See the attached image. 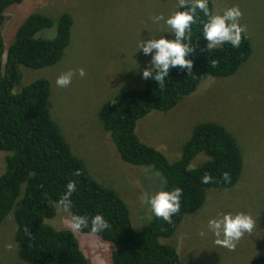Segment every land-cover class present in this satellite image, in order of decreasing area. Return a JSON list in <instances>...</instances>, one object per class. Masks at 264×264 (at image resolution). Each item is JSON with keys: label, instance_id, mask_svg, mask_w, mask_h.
Listing matches in <instances>:
<instances>
[{"label": "trees", "instance_id": "trees-1", "mask_svg": "<svg viewBox=\"0 0 264 264\" xmlns=\"http://www.w3.org/2000/svg\"><path fill=\"white\" fill-rule=\"evenodd\" d=\"M23 1L0 0V151L8 153L0 175V223L12 215L16 262L92 264L73 232L57 230L46 223L57 216L56 202L65 192L66 184L75 181L77 190L71 196L72 212L89 219L101 214L110 225L98 234H91L90 227L79 233L107 242L113 248L112 264H178L175 249L161 243V239L171 237L185 215L200 210L210 191L234 188L243 168L240 145L221 124L201 122L180 147L179 158L170 161L161 151L138 138L136 123L151 111L174 108L181 97L197 90L203 75L215 78L234 75L252 53L250 39L243 33L239 48L224 44L209 50L201 30V21L207 17L197 10V22L191 26L189 40L193 52L185 56L193 62L190 74L179 66L171 68L163 88L155 81L145 80L143 88L125 90L99 107L96 122L100 131L111 137L122 162L152 167L163 178L160 190L171 191L177 187L183 190L180 210L170 222L153 216L140 230H135L126 201L117 191L93 178L84 159L66 140L59 121L52 117L49 102L54 95V80L34 79L13 93L25 71L21 72L20 67L38 70L64 64L73 24L66 12L55 24L44 14H29L16 29L4 56L1 27L5 11ZM208 8L213 14L210 0ZM50 29H54L52 37L36 36ZM67 61L70 60L64 62ZM212 61L217 62L215 66ZM68 87L75 89L72 85ZM202 155L206 160L193 166L194 160ZM205 174L212 177L210 183H202ZM248 264H264V258L254 257Z\"/></svg>", "mask_w": 264, "mask_h": 264}, {"label": "rangeland", "instance_id": "rangeland-1", "mask_svg": "<svg viewBox=\"0 0 264 264\" xmlns=\"http://www.w3.org/2000/svg\"><path fill=\"white\" fill-rule=\"evenodd\" d=\"M210 1L212 15L239 8V23L252 46L250 57L232 76L203 75L197 90L181 97L174 108L151 111L143 117L136 125V134L170 161L179 158L180 147L198 123H219L235 136L243 161L237 184L231 189L210 191L201 209L185 216L175 235L161 242L174 247L178 264H248L254 257L264 258V0ZM177 5L178 0H24L5 11L1 27L5 56L16 29L29 14H44L54 24L62 13L71 15V42L62 60L64 64L38 70L20 67L21 72L25 71L13 91L19 92L41 77L54 80V95L49 102L52 117L59 121L66 140L84 159L93 178L126 201L135 230L148 220L146 200L160 191L163 178L152 168L121 162L109 134L100 131L97 112L117 89L115 95L124 85L128 89L142 86L146 56L138 52L137 45L142 39L164 35L172 39L163 22L154 24L152 17H168ZM53 35L54 29H50L36 36ZM148 56L151 59V54ZM66 59L70 61L64 62ZM79 69L85 72L83 78L78 75ZM68 71L74 73L70 85L80 91L56 86V79ZM62 89L65 90L59 92ZM4 156L0 152V174ZM205 160L202 155L192 164ZM238 212L253 218L252 233L245 234L234 250L216 245L215 237L207 231L208 220L220 213ZM56 215L50 223L45 222L57 230L71 231L68 214L58 209ZM14 231L15 223L9 214L0 223V264H20L13 248ZM201 232L207 235L202 236ZM74 235L90 263L111 264L113 248L107 242L91 234Z\"/></svg>", "mask_w": 264, "mask_h": 264}, {"label": "clouds", "instance_id": "clouds-1", "mask_svg": "<svg viewBox=\"0 0 264 264\" xmlns=\"http://www.w3.org/2000/svg\"><path fill=\"white\" fill-rule=\"evenodd\" d=\"M177 7L179 9H187V10L176 11L171 15H169L168 17H165L162 14L152 17V21L154 24H159L161 21L163 22L166 28L170 30L173 39H168L164 35L159 38L142 39L137 45L139 49L138 52H141L143 53V55L146 56L145 69L141 73L143 84L142 86H139L137 88H143L145 80L155 81L160 88H163L165 85L166 78L169 76V72L171 68L177 66H179L181 69H186L187 73L189 74L191 73L193 62L191 60H186L185 56L193 52V47L191 46L189 40L191 36V26L197 22V10L202 12L204 16L207 17L206 20L201 21L202 24L201 30H202L203 39L204 41H206V47L209 50L224 44H230L232 48L240 47L242 34L244 33L245 29L239 23V19L242 13L240 12L238 7H232L226 9L223 12V14H217V15H212L210 13L208 8V0H178ZM149 54H151V59L148 56ZM216 63H217L216 61H212L213 66H215ZM73 75L74 73L72 71H68L64 74H61L55 81L56 86L60 88L68 87L72 82ZM78 75L81 78H83L85 76L84 70L79 69ZM118 90L119 89H117L114 93H112L109 96L110 98L108 97L109 99L105 101H109L113 96H115ZM125 90H130V89L125 88L124 85L123 90L121 92ZM13 93H17V91L16 92L13 91ZM135 132H136V128H135ZM3 153L5 154V156L8 154L7 152H3ZM5 156H4V160H5ZM134 167H147V166H134ZM4 168H5V161H4ZM147 168H152V167H147ZM153 171L155 170L153 169ZM3 172L4 169L2 173ZM155 173L159 174L156 171ZM159 177H161L160 174ZM224 178L226 180L228 179L227 173L224 174ZM211 181H212V177L207 174H205L202 177V183L207 184L210 183ZM162 184L163 181L161 185ZM76 190H77L76 182L75 181L68 182L65 186V192L62 194L61 198L56 202L58 209L68 214L69 217L67 223L68 228L73 233H78L82 229L90 227L91 234H98L107 230L110 227V225L108 221L101 214H96L89 219V217L87 216L74 214L72 212L71 196L74 192H76ZM182 191L183 190L181 188L177 187L171 191L160 190L156 192L154 195L149 196L146 200V204L149 207V209H147L148 210L147 217L148 214L149 213L150 214L148 220L144 223V225H146L152 219L153 216L156 218H162L166 222H170L171 217L174 214L178 213L180 210ZM195 213L191 215H194ZM130 219H131V210H130ZM254 227H255V222L253 218L250 215H247L243 212H238L235 214L220 213L217 214L215 218L209 219L207 222V231L210 232L215 237V244L220 247L226 248L228 250H234L236 248L237 243L241 240V238L245 234H251ZM14 234H13V239H14ZM201 235L205 236L207 235V233L201 232Z\"/></svg>", "mask_w": 264, "mask_h": 264}]
</instances>
